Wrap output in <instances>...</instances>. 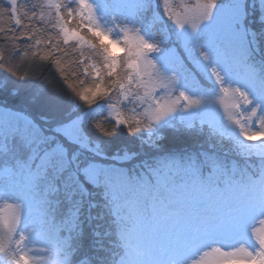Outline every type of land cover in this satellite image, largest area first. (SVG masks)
<instances>
[{"label":"snow or ice","instance_id":"obj_1","mask_svg":"<svg viewBox=\"0 0 264 264\" xmlns=\"http://www.w3.org/2000/svg\"><path fill=\"white\" fill-rule=\"evenodd\" d=\"M0 264H264V0H0Z\"/></svg>","mask_w":264,"mask_h":264},{"label":"trees","instance_id":"obj_2","mask_svg":"<svg viewBox=\"0 0 264 264\" xmlns=\"http://www.w3.org/2000/svg\"><path fill=\"white\" fill-rule=\"evenodd\" d=\"M9 103H10V105L18 106L15 104L14 101L10 100ZM31 114L33 116H36L37 118H39V111L38 110H31ZM166 135H167V139L165 141V144L167 147H182V146H184L183 143L181 141L177 140L171 132H168Z\"/></svg>","mask_w":264,"mask_h":264}]
</instances>
